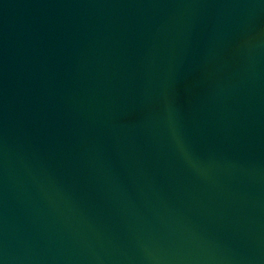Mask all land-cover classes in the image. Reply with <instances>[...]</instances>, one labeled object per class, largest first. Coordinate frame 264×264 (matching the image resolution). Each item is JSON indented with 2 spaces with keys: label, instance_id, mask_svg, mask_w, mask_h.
Wrapping results in <instances>:
<instances>
[{
  "label": "water",
  "instance_id": "1",
  "mask_svg": "<svg viewBox=\"0 0 264 264\" xmlns=\"http://www.w3.org/2000/svg\"><path fill=\"white\" fill-rule=\"evenodd\" d=\"M0 264H264V0H0Z\"/></svg>",
  "mask_w": 264,
  "mask_h": 264
}]
</instances>
